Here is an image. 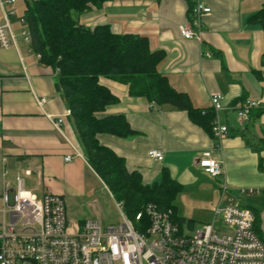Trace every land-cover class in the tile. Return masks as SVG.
Listing matches in <instances>:
<instances>
[{"label":"crops","instance_id":"crops-1","mask_svg":"<svg viewBox=\"0 0 264 264\" xmlns=\"http://www.w3.org/2000/svg\"><path fill=\"white\" fill-rule=\"evenodd\" d=\"M201 1L211 8L203 16L202 41L183 39L178 28L190 20L194 0L107 1L84 13L82 22L90 27L109 24L116 33L146 36L151 49L165 51L159 70L174 88L189 96L194 108H210L212 94L225 97L219 117L229 126V135L215 152L223 162V175L211 176L199 166L198 158L212 150L215 141L186 110L132 98L126 85L108 79H102V83L120 102L107 112L125 114L137 133L126 138L104 133L99 140L122 156L128 169L138 170L145 183L157 179L162 168L168 167L182 185L180 194L186 188H203V205L210 201L217 206L223 201L226 183L229 191L224 200L232 199L255 211L256 227L264 238V111H253L243 122L236 112L245 99H264V32L248 22L264 0ZM3 21L0 7V24ZM15 21L12 18V23ZM16 43L11 48L0 47V194L7 187L14 189L20 176L28 190L36 186L37 196L51 192L63 195L65 200L75 197L84 192L89 173L100 178L83 154L71 117L65 118L62 133L53 125L50 116L59 117L68 110L56 88L55 70L38 58L20 33L16 34ZM205 52L211 55L205 56ZM41 97L46 98L42 105L37 101ZM153 149L163 151V160L150 157ZM67 156H71L70 161L65 160ZM210 179H216L220 186ZM242 189L254 192L241 193ZM202 215L186 218L187 214L177 207V218L193 220L190 228L198 218L203 224L214 218V212L208 210ZM80 221L83 219L70 222Z\"/></svg>","mask_w":264,"mask_h":264},{"label":"built area","instance_id":"built-area-1","mask_svg":"<svg viewBox=\"0 0 264 264\" xmlns=\"http://www.w3.org/2000/svg\"><path fill=\"white\" fill-rule=\"evenodd\" d=\"M16 0H0L4 21L0 24V47L16 46L12 18H17ZM211 8L201 0H194L190 20L178 28L183 39L203 38V16ZM19 22L23 40L30 44L31 35L24 17ZM38 58L41 55L36 53ZM210 56V52L203 53ZM1 85V82H0ZM222 94H212L210 108L212 150L198 158L199 166L214 177L223 175V162L215 155L229 135V126L223 123L219 112L224 109ZM40 105L46 98H37ZM255 110H264V99H245L236 107L240 121L247 120ZM207 110L203 109V114ZM65 115L51 117L55 128L62 133ZM82 156V152L76 150ZM151 158L161 161L162 150H150ZM71 160V156L65 158ZM229 187L223 185L222 200L215 208L211 222L203 224L193 234H185L172 209L161 210L148 204L136 215L148 223L137 230L133 221L117 207L122 219L116 225H104L100 218H88L71 223L65 198L47 192L37 196L25 187L23 177H17L14 189L5 188L0 194V264H264V241L255 231L252 209L225 201ZM253 193L254 189H242ZM219 222V225L217 223Z\"/></svg>","mask_w":264,"mask_h":264},{"label":"trees","instance_id":"trees-1","mask_svg":"<svg viewBox=\"0 0 264 264\" xmlns=\"http://www.w3.org/2000/svg\"><path fill=\"white\" fill-rule=\"evenodd\" d=\"M24 15L31 35L30 46L41 55V61L57 74L56 88L71 112L73 128L90 167L121 203L126 216L137 230L148 223L144 212L148 204L161 210L177 213V198L182 185L174 179L168 167H163L157 179L145 183L138 170L128 169L125 159L102 144L100 134L126 138L137 132L123 113H108L120 102L111 89L102 83L108 79L128 87L129 96L142 98L159 106L168 104L186 110L191 119L212 135L214 112L194 108L189 96L178 91L159 70L165 57L162 49H151L146 36L135 33H116L109 24L90 27L82 22L89 9L101 7L113 0H25ZM192 6L190 9V15ZM248 22L259 25L264 32V3ZM261 111V110H260ZM264 111V110H263ZM255 231L264 241L256 225ZM180 225L193 220L177 218Z\"/></svg>","mask_w":264,"mask_h":264},{"label":"rangeland","instance_id":"rangeland-1","mask_svg":"<svg viewBox=\"0 0 264 264\" xmlns=\"http://www.w3.org/2000/svg\"><path fill=\"white\" fill-rule=\"evenodd\" d=\"M14 7L18 19L17 21L12 23V27L14 29V33L18 35L23 29V26L21 25L19 20L20 17L24 15L26 1L16 0ZM200 178L202 179L201 182L203 183V174H200ZM210 180L215 185L220 186V182L216 181V179ZM85 187L86 188L82 194H78L75 197L70 196L65 200L70 221L75 222L78 219L85 220L88 218L97 217L103 221L104 225H116L117 223H119L122 219V215L112 195L104 186L102 181L98 179L93 173H89V175L87 176ZM196 189V186L195 188L190 189L191 191L186 188L187 191H184V193L180 194L177 198L176 204L178 207H180V210H182L184 214H187V216H184L186 218H188L189 215H194L195 213L203 218V210H208L209 212L215 211L217 202L215 203L209 201V203L203 205V188H201L202 191H196ZM30 191L33 193H37L36 186H32V189ZM206 197L208 198V196ZM208 199L211 200V198ZM216 201H218V198H216ZM202 221L203 219L201 218L196 219L193 228H190L188 226V223L184 222V233L193 234L198 228L203 225V223H201ZM217 225H219V222L217 223Z\"/></svg>","mask_w":264,"mask_h":264}]
</instances>
